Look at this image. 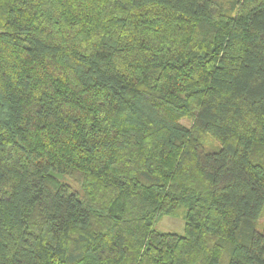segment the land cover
Returning a JSON list of instances; mask_svg holds the SVG:
<instances>
[{"label":"trees","instance_id":"1","mask_svg":"<svg viewBox=\"0 0 264 264\" xmlns=\"http://www.w3.org/2000/svg\"><path fill=\"white\" fill-rule=\"evenodd\" d=\"M0 264H264V0H0Z\"/></svg>","mask_w":264,"mask_h":264},{"label":"rangeland","instance_id":"2","mask_svg":"<svg viewBox=\"0 0 264 264\" xmlns=\"http://www.w3.org/2000/svg\"><path fill=\"white\" fill-rule=\"evenodd\" d=\"M185 125L191 126L192 120L189 117H183L180 119ZM204 141L207 147H217L220 143L210 135L204 137ZM156 228L163 231H171L176 233H183L185 229V221L180 214L162 217L156 224Z\"/></svg>","mask_w":264,"mask_h":264},{"label":"water","instance_id":"3","mask_svg":"<svg viewBox=\"0 0 264 264\" xmlns=\"http://www.w3.org/2000/svg\"><path fill=\"white\" fill-rule=\"evenodd\" d=\"M52 175L56 176V177H59L61 179L64 178V176L62 174H59V173H55V172H51Z\"/></svg>","mask_w":264,"mask_h":264}]
</instances>
